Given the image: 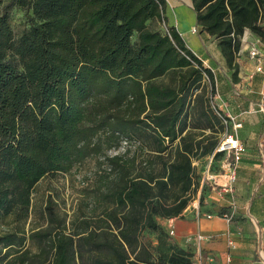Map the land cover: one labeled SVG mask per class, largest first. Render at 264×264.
Segmentation results:
<instances>
[{"label":"trees","instance_id":"1","mask_svg":"<svg viewBox=\"0 0 264 264\" xmlns=\"http://www.w3.org/2000/svg\"><path fill=\"white\" fill-rule=\"evenodd\" d=\"M192 2L231 68L247 31L264 39V0ZM15 7L28 15L20 36ZM215 82L167 0H0V222L14 226L0 231V264H193L156 219L193 201L195 160L223 157ZM91 158L99 171L79 228L28 232L39 182ZM146 230L160 232L155 252Z\"/></svg>","mask_w":264,"mask_h":264},{"label":"crops","instance_id":"2","mask_svg":"<svg viewBox=\"0 0 264 264\" xmlns=\"http://www.w3.org/2000/svg\"><path fill=\"white\" fill-rule=\"evenodd\" d=\"M167 2L171 22L204 67L214 73L216 113L219 109L241 123L235 133L246 153L227 199L221 201L212 192L205 206L193 203L178 217L156 220L172 245L193 253V264H264V39L247 31L237 66L231 68L218 40L199 26L192 0ZM252 47L260 50L261 63L250 55ZM225 213L231 215L230 220Z\"/></svg>","mask_w":264,"mask_h":264},{"label":"rangeland","instance_id":"3","mask_svg":"<svg viewBox=\"0 0 264 264\" xmlns=\"http://www.w3.org/2000/svg\"><path fill=\"white\" fill-rule=\"evenodd\" d=\"M27 20L28 15L23 9L17 7L13 8L11 12V24L17 36H20L28 27ZM135 40L134 37L133 41ZM160 82L165 84L169 83V77L163 78ZM214 103L215 100L212 101L213 107L215 106ZM193 124L201 126L203 122L198 120L197 116H194L191 121V125ZM206 133L207 135L214 134V132L209 129L206 130ZM127 146V144H123L121 149L111 150L109 154L115 155L116 153H123ZM132 148L135 147L133 146ZM224 157L227 159L228 155ZM224 157L219 160H214L213 154H209L195 160L194 165L198 173L199 189L189 206L193 207V203L195 205L205 206V200L208 199V196L212 192H216L218 197L221 198V201H223L222 198L227 199V194H231L224 193L223 191L221 192L219 190L220 187L214 184V180L209 179L210 175H214L217 183H223V181H225L222 177L224 174L222 168L224 165ZM98 171L96 159L91 158L82 165L74 168L71 173L48 176L41 180L33 193L30 217L27 223L23 225L26 230L31 232L46 229L55 230L66 227L67 232H70L78 229L79 227L77 225L80 216L84 213L88 214L89 212L86 206L88 200L85 198L84 193L86 189L95 185ZM171 224L174 225L173 222H171ZM12 227L14 226H8L0 222V231L12 229ZM172 227L173 226H171V228ZM159 236V231L146 230L142 234L143 240L151 246L154 252L159 242ZM28 246L32 251H38L37 243L29 241Z\"/></svg>","mask_w":264,"mask_h":264},{"label":"built area","instance_id":"4","mask_svg":"<svg viewBox=\"0 0 264 264\" xmlns=\"http://www.w3.org/2000/svg\"><path fill=\"white\" fill-rule=\"evenodd\" d=\"M261 42L264 45V41L262 40ZM249 53L254 59L261 63L262 55L257 47H252ZM257 70L261 71L262 66L258 65ZM220 112L221 110L218 109L217 114L222 118L223 124L225 126V132L221 136L220 143L215 151V154L222 153L223 157L228 155L227 159H225L224 157V165L222 167L224 170V174L222 175V177L225 179V181L223 183H217L215 179L216 177L214 175H210L209 179L214 180V184H217V186L220 187L219 190L221 192L223 191L224 193H231L234 189L233 182L236 177V169L244 154L246 153V147L242 143L238 135L235 133V130L239 129L242 126L241 123H236L234 117L224 116ZM230 126H232V129H230ZM224 217L229 220L231 219V215H229L228 213H225ZM173 233L174 231H171V234ZM230 244L232 245L233 242H230ZM199 259H201V257Z\"/></svg>","mask_w":264,"mask_h":264},{"label":"bare ground","instance_id":"5","mask_svg":"<svg viewBox=\"0 0 264 264\" xmlns=\"http://www.w3.org/2000/svg\"><path fill=\"white\" fill-rule=\"evenodd\" d=\"M224 182V181H223Z\"/></svg>","mask_w":264,"mask_h":264}]
</instances>
